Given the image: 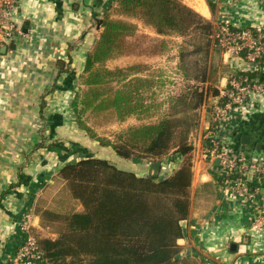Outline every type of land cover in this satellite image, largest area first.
<instances>
[{
  "label": "crops",
  "instance_id": "crops-1",
  "mask_svg": "<svg viewBox=\"0 0 264 264\" xmlns=\"http://www.w3.org/2000/svg\"><path fill=\"white\" fill-rule=\"evenodd\" d=\"M183 1L217 26L221 21L241 27L264 26V0ZM113 2L19 0L13 9L12 17L22 32L8 42L0 41V264L25 236L21 223L26 212L32 213V228L39 231L40 220L34 207L40 191L63 163L81 155L78 151L66 153V148L85 141L79 135L81 129L71 102L86 53L99 35V21ZM147 26L160 38L182 40L179 35H162ZM222 57L232 70L248 68L242 57ZM231 76H219L221 92ZM219 96L209 99L215 101ZM212 104L206 102L203 106L211 118ZM209 120L203 124L206 129ZM222 137L234 149L264 157V92L251 93L244 113L231 118ZM193 143L197 146L193 195L202 185L212 186L213 190L211 195L199 190L190 216L182 222L179 242L184 251L204 261L212 259V264H264V225L260 230L252 227L254 212L264 202V176L247 177L253 191L250 196L231 187L222 190L219 163L211 165L202 157L208 146L206 140L199 136ZM109 152L97 155L110 158L115 154L111 148ZM127 161L126 167L135 171H152L150 159ZM173 164L175 168L176 162ZM168 165L169 161L162 162L161 174L167 173Z\"/></svg>",
  "mask_w": 264,
  "mask_h": 264
},
{
  "label": "trees",
  "instance_id": "trees-1",
  "mask_svg": "<svg viewBox=\"0 0 264 264\" xmlns=\"http://www.w3.org/2000/svg\"><path fill=\"white\" fill-rule=\"evenodd\" d=\"M115 2L124 17H103L100 34L85 56L82 74L86 76L85 83L99 86L110 80L109 75H114L113 69L98 64L119 54L121 37L135 31L136 23L128 17H137L159 34L182 37L178 44V69L185 83L177 93L166 91L168 98L164 99L157 121L130 126L113 140L100 136L96 139L123 158L150 159L152 163L157 158L162 162L181 161L176 162L179 164L172 171L152 176L151 171L140 173L118 166L111 158L89 153L80 143L66 148V153L78 151L81 155L63 163L51 181L61 178L71 197L83 208L38 209L40 225L54 234L37 236L39 261L42 264H212V259L201 261L185 252L179 239L194 197L200 189L208 195L213 190L212 186L202 185L193 195L195 146L190 134L200 124V108L209 94H221L215 83L221 74L213 77L216 26L212 19L183 0ZM237 73L264 79V59L256 69ZM151 75L137 69L132 74L125 73L121 79L119 76V86L111 94L101 91L96 105L114 106L119 117L146 114L153 106V99L144 97V85L149 80L151 89L158 87L156 80L153 79V84L147 79ZM77 96L76 92L71 106L80 127ZM205 140L211 145L209 138Z\"/></svg>",
  "mask_w": 264,
  "mask_h": 264
},
{
  "label": "rangeland",
  "instance_id": "rangeland-1",
  "mask_svg": "<svg viewBox=\"0 0 264 264\" xmlns=\"http://www.w3.org/2000/svg\"><path fill=\"white\" fill-rule=\"evenodd\" d=\"M115 3L116 2H113L108 5L102 14L103 17L107 15H110L111 17H124L119 13L118 7ZM128 19L136 23L135 31L121 37L119 46L121 52L119 54L107 61H104V63L98 64V66L104 65L114 70V75H109L111 77L110 80H107V82L102 85L100 84L99 86H95L85 83L86 76L82 75L83 71L79 77L77 99L78 112L80 120L82 121V123L80 122L79 124V129H81V133L79 135L81 139L84 138V140L87 141L85 142L82 140L83 147H85L87 151L92 154L110 153V147L101 145L96 139V136L113 140L117 137V134L120 131L127 129L130 126L138 125L144 122L157 121L159 119V113L162 111L161 107H164L165 105L164 99L168 98L166 95L168 93L174 94L179 92L185 83L183 75L178 69L180 49L178 46L179 40L175 37L168 39L160 38L158 35L153 33L152 29L147 26L148 24L145 25V23L137 17H128ZM99 22L102 23V21ZM214 24L217 26V23ZM99 28L101 31V27ZM216 29L217 27L215 28V32ZM96 39L97 38H95V41ZM216 43L217 42H215V47L217 51H213L212 55V60L216 63L213 77H215V75L218 77V75L224 72L228 74V76L235 74L237 69L232 70V67H230L228 63L223 62L221 50ZM137 69H140L142 73H146L148 75L152 74L151 76H147V79H151V83L153 84L154 80H156V83L158 84L157 90L149 87V80L144 85V88H146L143 90L144 97L147 100L153 99V106L150 107L149 110L145 111L146 114L143 113L142 115H138L137 113H131L127 116L119 117L114 106L103 108L96 105V102L99 100H97V96L99 95V98L102 96V93H100L101 91L105 94H111L113 89L120 84L118 78L119 76L121 79V76L125 73L132 74L134 71H137ZM153 74L165 76L156 78ZM215 83H220V77ZM166 91H168V93H166ZM210 96H212L211 93L209 94L206 102L212 104L214 98L209 99ZM214 103L212 105H214ZM203 106L200 108V124L198 128L190 134V139L192 138V141H196L199 136L206 139L205 134L207 133L209 126L206 129L203 124L210 118L211 115L207 117L206 109ZM204 114L205 117L203 119ZM194 146L197 147L196 145ZM110 158L121 167H126V164L128 163L127 158H123L116 153L111 154ZM180 161L181 160L176 162ZM173 162L174 161H169V168L166 170L167 172L174 169ZM177 164H175V166H177ZM46 207H51L57 210H80L83 208L82 204L78 200L71 197L68 188L63 183L61 178L48 181L42 188L37 197L34 212L37 213L39 211L38 209ZM38 230L39 231H36L32 228L33 233L37 236L54 235L44 226H41ZM198 258L200 259V257Z\"/></svg>",
  "mask_w": 264,
  "mask_h": 264
},
{
  "label": "built area",
  "instance_id": "built-area-1",
  "mask_svg": "<svg viewBox=\"0 0 264 264\" xmlns=\"http://www.w3.org/2000/svg\"><path fill=\"white\" fill-rule=\"evenodd\" d=\"M19 0H1L0 3V41L12 40L21 28L12 17L13 9ZM216 42L225 58L242 57L248 63L244 71L254 70L264 59V26H235L228 21L219 22ZM243 71V70H242ZM264 92V79L251 78L248 75L233 74L229 84L223 89L217 101L212 105V118L206 138L211 145L202 153L203 159L211 165L219 158L220 187H231L246 196L252 194L247 177L264 176V157L249 153L244 149H234L223 142L222 132L228 129L232 117L241 116L252 92ZM213 127V128H212ZM252 179V178H251ZM32 213L26 212L21 228L26 232L14 253L2 264H42L39 261L40 250L37 235L32 231ZM264 225V202L257 207L252 219V227L260 230Z\"/></svg>",
  "mask_w": 264,
  "mask_h": 264
},
{
  "label": "water",
  "instance_id": "water-1",
  "mask_svg": "<svg viewBox=\"0 0 264 264\" xmlns=\"http://www.w3.org/2000/svg\"><path fill=\"white\" fill-rule=\"evenodd\" d=\"M4 47H6V44L3 45ZM215 163H219V158L215 159ZM161 164H162V159L161 158H157L152 166V171H151V175L152 176H158L160 173V169H161ZM232 248L235 247V243H232Z\"/></svg>",
  "mask_w": 264,
  "mask_h": 264
}]
</instances>
